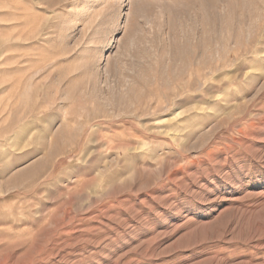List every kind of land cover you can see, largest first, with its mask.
Here are the masks:
<instances>
[{
	"label": "rangeland",
	"instance_id": "374dc122",
	"mask_svg": "<svg viewBox=\"0 0 264 264\" xmlns=\"http://www.w3.org/2000/svg\"><path fill=\"white\" fill-rule=\"evenodd\" d=\"M0 264H264V0H0Z\"/></svg>",
	"mask_w": 264,
	"mask_h": 264
}]
</instances>
